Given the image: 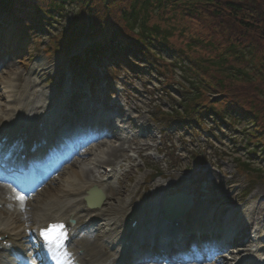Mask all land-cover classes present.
Segmentation results:
<instances>
[{"label":"bare ground","instance_id":"6f19581e","mask_svg":"<svg viewBox=\"0 0 264 264\" xmlns=\"http://www.w3.org/2000/svg\"><path fill=\"white\" fill-rule=\"evenodd\" d=\"M11 68L12 64L6 63L0 69V166L2 169L14 172V177L17 179L14 180L20 184L17 185L7 178L0 177V264H40L37 261L39 259L53 264L51 263L55 260L53 256L64 264H114L123 251L127 250L128 244L135 239L132 236V223L138 220L141 227H146L149 223H158L163 214V203L166 198L180 193L191 197V203L186 200V207L189 208L180 214L184 220L180 221L184 224L179 228H165L160 225L159 227L162 228L158 232H154L155 229L146 230L148 228L138 227L137 235L141 236L145 233L147 236L145 245H139L140 248L134 245L127 253L141 255L144 248H149L151 244L159 252L171 253L176 246L189 244V240L194 235L207 234L209 226L216 221L214 219L221 206L226 202L229 203V200H224L221 195L216 197L211 194L210 184L203 189V192L200 191V187L193 186L195 184L193 181L155 183L153 187L144 184L146 186L144 190L142 187L138 189L137 186L126 189L122 185L125 178L130 177L132 169L124 173L120 171L124 167L122 164L134 160L126 158L123 163L119 162L112 168L106 166L129 150L140 155L144 149H148L147 146L132 147V143L138 139L135 131L139 126L135 120L125 118L126 114L121 106L103 102L101 106L93 108L85 98L83 100L75 98L77 103L73 102L74 105L69 107L67 104L73 101L74 97L53 102L58 97L50 95L43 99L44 104L38 107L35 100H31L28 96L32 82L22 85L21 73L3 77L11 71ZM2 69H5V72ZM39 74L38 77H44L46 71L41 69ZM29 75L33 76V71H30ZM60 89L61 87L57 90ZM31 93L33 98H37L35 91ZM96 98L99 99L97 95ZM111 109H117L119 114L117 117L124 119L114 124L108 123L107 120V126L100 127L101 134L109 133L110 139L104 138L101 141L104 146L84 144V140L92 138L88 134L90 131L88 124L92 123L91 121L101 120L104 112ZM38 110L42 111L37 112ZM80 119L87 122L83 128L80 124H76ZM61 120L63 124L59 126ZM92 124L97 125L96 122ZM53 128L62 131L63 137L59 139V145L67 144L65 140L69 138L76 139L75 135L78 139L70 150L63 152L57 161L54 160L56 162L49 161L45 151L50 139L54 138L51 136ZM20 131L25 132L27 136L22 137ZM132 132H135V135H132ZM72 154H76L70 161L72 170L59 171L63 158ZM10 158L13 160L9 162ZM37 159L42 163L40 168H29V165L32 166L29 161L36 162ZM107 167L111 168V171H107ZM46 170L49 171L48 175L45 174ZM28 176L36 183L29 188L22 187L21 178L27 180ZM118 176L123 177L124 180ZM116 178L120 188L111 194L109 193L113 186L111 181ZM166 178L170 179L169 176ZM46 180L48 182L39 188ZM18 195L25 197L23 202L17 199ZM69 199H73L74 202L69 204L67 209L59 212L58 208L62 202ZM47 208H50L49 212ZM231 210L234 208L221 211V215H225L228 220L236 219L232 227H236L240 234L234 239L231 238L232 234H228L225 239L224 237L219 239L221 240L219 243L231 241V248L235 246L236 249L233 251V259L224 258L222 253L225 251L220 252L211 247L212 251L206 255L191 256L190 259L185 255L181 257L178 254L175 257L167 255L158 259L166 260L156 262L264 264V203H257L247 214L240 215L235 212L236 210ZM91 212L93 215H90ZM245 220H248V226L244 225V227L242 225ZM58 224L64 225L63 231L69 240L61 243V248L50 249L43 240L41 232L51 225ZM243 236L249 237L244 243L241 242ZM34 241H37V244ZM4 242L7 243L6 247L3 246ZM36 248L40 249L37 253H35ZM28 254L31 256L28 257ZM125 256H121L122 259ZM149 260L155 259L140 262Z\"/></svg>","mask_w":264,"mask_h":264},{"label":"rangeland","instance_id":"374dc122","mask_svg":"<svg viewBox=\"0 0 264 264\" xmlns=\"http://www.w3.org/2000/svg\"><path fill=\"white\" fill-rule=\"evenodd\" d=\"M55 16L50 26L40 25L37 30H33L27 27L31 26L28 21L20 22L12 15L10 8L2 9L0 3V69L6 63L12 64L11 71L3 77L21 73L22 85L32 82L33 90L29 88L28 96L35 100L38 107L43 105V99L50 95L58 97L53 102L70 96L82 100L89 99L88 89L93 83H96L93 97L97 95L102 103L120 105L126 114L125 118L135 120L139 126L135 131L138 139L132 143V147H148L140 155L129 150L106 165L112 168L119 162L123 163L126 158L134 160L122 164L124 167L121 173L132 169L129 178L124 180L118 176L124 180L122 187L133 189L137 186L138 189L142 187L144 190L146 184L153 187L155 183L193 181V186L201 189L202 184L206 182L211 186V194L216 197L221 195L224 200H229V203L221 206V210L226 208L225 206H236L235 209H240V215L247 214L257 203H264V154L249 155L248 151L244 150L250 144L247 138H239L237 133H229L219 126L211 129L210 126L214 122L212 116L202 119L206 128L204 131L195 130L201 128L189 123H195L193 119L183 118V123L171 126L174 122L167 115L174 112V109L184 111L182 103L179 102L183 97L179 87L181 79L178 69H172L169 64L160 65L159 77L143 65L131 64L130 69L126 70L127 58L112 55L109 60L121 64V67L120 72H113L114 79L109 80L105 69V63L109 60L93 57L88 53L95 43L90 40L88 15L79 16L77 8L72 5ZM112 19L108 18L102 26L109 25ZM177 23V26L191 31L190 35L197 34L193 33L192 25L182 20H177ZM71 24H77L83 33L68 43L69 38L77 33V29H69ZM202 25V22L196 25L198 34L206 32L202 30ZM182 40V35L176 31L172 38L176 49L182 47ZM72 42L74 43L70 45ZM83 54H86L85 62L81 60ZM41 69L46 71V76L38 77ZM2 71L5 72V69ZM30 71H33V76L29 75ZM59 87L61 89L58 91ZM32 91H35L37 98L31 96ZM109 95L113 96L110 98ZM67 105H74L73 101ZM135 132H132V135H135ZM261 149L262 147H259V150ZM84 151L86 152V149ZM200 154L202 157L199 158ZM75 156L76 154H72L69 158ZM68 160L62 162L59 171L72 170V162H67ZM199 161L207 163L206 166L199 167ZM245 162H248L253 170L260 171L246 177L243 168H238ZM167 176L170 177L169 180ZM118 178L111 181L113 186L109 193L114 194L120 188ZM47 182L48 180L43 182L39 188ZM73 202V199L64 200L58 208L59 212L67 209ZM47 210L49 212L50 208ZM90 215H93V212ZM214 224L215 229L222 233L227 230L221 221H215ZM244 225L248 226V220H245L242 226ZM251 232L249 233L252 237ZM248 238L243 236L241 242L244 243ZM232 250H236L234 246ZM37 251L39 249L36 248L35 253Z\"/></svg>","mask_w":264,"mask_h":264},{"label":"trees","instance_id":"16d2710c","mask_svg":"<svg viewBox=\"0 0 264 264\" xmlns=\"http://www.w3.org/2000/svg\"><path fill=\"white\" fill-rule=\"evenodd\" d=\"M0 2L2 7H14L16 17L28 21L33 30L50 26L55 15L75 6L79 16L88 15L89 33L96 40L95 56H128V63H141L157 76L163 64L180 71L183 98L179 102L184 111L174 109L167 115L173 124L193 119L206 129L202 119L212 116L213 130L219 126L237 133L250 142L244 149L249 155L264 154V0ZM108 18L112 19L110 24L102 26ZM177 20L192 25L197 34L190 35L191 31L177 26ZM200 22L206 32L198 34L196 25ZM68 27L77 29L69 43L83 31L77 24ZM176 31L183 38L178 49L172 44ZM238 168H243L246 177L260 171L248 162Z\"/></svg>","mask_w":264,"mask_h":264},{"label":"snow or ice","instance_id":"6c2138e0","mask_svg":"<svg viewBox=\"0 0 264 264\" xmlns=\"http://www.w3.org/2000/svg\"><path fill=\"white\" fill-rule=\"evenodd\" d=\"M17 199L23 202L25 197L18 195ZM63 229H64V225L58 224V225H51L46 230H43L41 232V236L43 237V240L46 242V244L49 246L50 249L62 247L61 240L62 238L65 237V233ZM53 259L56 260V264H64L63 261H61L55 256H53Z\"/></svg>","mask_w":264,"mask_h":264},{"label":"water","instance_id":"95a60500","mask_svg":"<svg viewBox=\"0 0 264 264\" xmlns=\"http://www.w3.org/2000/svg\"><path fill=\"white\" fill-rule=\"evenodd\" d=\"M180 198H181V199H184V198H187V199H188V197H186V196H182V195H181V197H180Z\"/></svg>","mask_w":264,"mask_h":264}]
</instances>
